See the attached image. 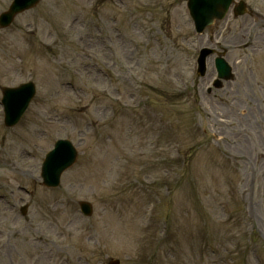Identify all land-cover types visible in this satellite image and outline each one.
I'll return each mask as SVG.
<instances>
[{
	"label": "rangeland",
	"instance_id": "374dc122",
	"mask_svg": "<svg viewBox=\"0 0 264 264\" xmlns=\"http://www.w3.org/2000/svg\"><path fill=\"white\" fill-rule=\"evenodd\" d=\"M186 4L42 0L0 31V264H264V19L199 34ZM205 46L234 71L212 93ZM29 79L7 127L1 89ZM64 137L78 161L45 187Z\"/></svg>",
	"mask_w": 264,
	"mask_h": 264
},
{
	"label": "water",
	"instance_id": "95a60500",
	"mask_svg": "<svg viewBox=\"0 0 264 264\" xmlns=\"http://www.w3.org/2000/svg\"><path fill=\"white\" fill-rule=\"evenodd\" d=\"M40 0H14L9 10L3 12L0 16V27H6L11 24L15 16L25 10L35 6ZM232 0H189L190 8L197 21L198 30L203 31L206 26L217 18H222L227 11ZM210 52L205 48L202 51L200 62V73L205 72V58ZM218 66L221 76L229 78L230 67L226 66L225 60H218ZM36 92V86L32 81L21 84L17 87H6L3 89L4 104L7 125L16 124L27 110L33 96ZM78 157V151L75 145L69 139H59L46 156L42 166V176L44 184L48 186H57L61 181L62 173L72 166ZM84 207L90 213L91 204L84 203ZM116 260L112 264H118Z\"/></svg>",
	"mask_w": 264,
	"mask_h": 264
},
{
	"label": "flooded vegetation",
	"instance_id": "af4514ba",
	"mask_svg": "<svg viewBox=\"0 0 264 264\" xmlns=\"http://www.w3.org/2000/svg\"><path fill=\"white\" fill-rule=\"evenodd\" d=\"M230 15L232 16L231 18L228 17L227 19H225V20H223L221 22L215 23L213 28L216 29V30L219 29L220 33L222 31H224V30L228 31L231 28L233 22L236 21L239 18V16H237L234 12H231ZM249 16H251L252 18L258 17V18H263L264 19L263 14L258 9L250 10Z\"/></svg>",
	"mask_w": 264,
	"mask_h": 264
}]
</instances>
